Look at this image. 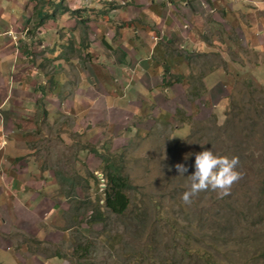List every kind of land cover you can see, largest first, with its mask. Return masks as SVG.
<instances>
[{
	"label": "rangeland",
	"instance_id": "374dc122",
	"mask_svg": "<svg viewBox=\"0 0 264 264\" xmlns=\"http://www.w3.org/2000/svg\"><path fill=\"white\" fill-rule=\"evenodd\" d=\"M45 2L51 5L50 0ZM75 2L64 0L63 6ZM93 2L99 6L84 8L93 24L109 23L113 19L106 12L120 7L114 0H83L82 6ZM63 18L60 14V25L66 22ZM80 28L74 29L76 40L83 35ZM58 35L54 66L68 77L63 90L48 102L49 117L45 118L43 108L38 129H29L30 148L41 164L55 165L65 178H76L82 190L76 195L77 202L89 197L101 205L106 188L102 162L90 148H108L123 160L133 186L129 192L132 205L122 216L106 214L105 226H90L85 208L78 211L73 206V211L65 212V222L56 226L70 232L68 242L34 244L32 249L61 250L71 264H264V54L218 43L209 56L190 55L191 74L184 75L190 90L197 87L201 76L206 89L195 99L187 92L192 111L186 113L176 101L172 119L164 115L163 104L139 117L116 113L113 97L109 98L112 107L105 108V113L98 111L115 83L113 69L108 73L106 67L117 64L119 55L92 34L89 51L81 56L78 45L69 48L67 33ZM40 54L46 57L44 51ZM65 56L72 62L65 64ZM217 70L226 74L218 76ZM172 76L177 75H168L169 82L174 81ZM204 82L223 88V94L208 95ZM115 84L120 87V82ZM125 94L122 103L133 101L127 90ZM53 103L62 111H55ZM203 150L238 157L240 177L226 195L204 190L185 203L182 194L190 186L187 176L194 171L195 154ZM177 164H184L188 171L180 175ZM62 178L57 180L61 188L57 196L65 191L60 186Z\"/></svg>",
	"mask_w": 264,
	"mask_h": 264
},
{
	"label": "crops",
	"instance_id": "0c3cea01",
	"mask_svg": "<svg viewBox=\"0 0 264 264\" xmlns=\"http://www.w3.org/2000/svg\"><path fill=\"white\" fill-rule=\"evenodd\" d=\"M42 1L0 0V264H71L61 250L32 249L34 244L43 247L68 242L70 232L56 226L65 222V212L74 210L67 196L56 195L61 189L58 177L65 178L64 173L55 165L36 160L31 138L27 137L29 129H38L43 108L45 118L49 117L48 102L55 100L52 97L63 90L68 77L67 72H56L54 66L57 50L53 46L60 31L71 39L69 48L80 47L76 49L81 50V56L89 51L92 34L119 55L117 64L106 69L108 73L113 69L112 80L120 82V87L115 83L109 86L111 94L108 91L103 96L104 106L98 108L103 113L112 107L109 98L113 97L117 100L116 113L143 117L159 104L161 108L164 105L166 118L172 119L176 101L186 113L192 111L187 94L191 84L185 78L192 70L190 55L209 56L218 43L264 54V0H114L120 7L106 12L113 20L99 24L90 21L87 36L70 12L62 14L57 2L50 0L47 7ZM82 3L76 0L65 7L82 9L81 16L88 18L84 8L99 6L97 2L88 6ZM41 10L54 14V18L37 27ZM60 14L66 22L72 18L71 23L60 25ZM75 27L83 32L78 43ZM66 57L65 64L72 62ZM89 70L94 78L98 76L96 69ZM217 71L218 76L226 74ZM170 74L182 77V82L173 81L164 87ZM206 85L208 95L223 94V88ZM126 90L133 101L122 103ZM53 105L55 111H62ZM80 190L78 187L76 192Z\"/></svg>",
	"mask_w": 264,
	"mask_h": 264
},
{
	"label": "trees",
	"instance_id": "16d2710c",
	"mask_svg": "<svg viewBox=\"0 0 264 264\" xmlns=\"http://www.w3.org/2000/svg\"><path fill=\"white\" fill-rule=\"evenodd\" d=\"M45 1L46 0H44L43 4H46ZM63 1L64 0H60L56 3L57 10H60L62 14L70 12L71 15L76 19L77 23L79 25H83L84 33L87 36L86 30L89 29L88 23L90 22V19L87 17L83 18L81 16L82 9L71 11L67 7H64ZM38 17L39 21L37 22V27H40L44 25L45 21L49 18H54V14L43 12L41 10V14ZM172 77H174V82H182V77ZM197 82H199V84L197 83V87L194 86L192 90H189L190 93H192V96H190L191 99L200 98L206 90L203 84L202 76L198 78ZM163 83L166 87L171 85V82L166 79ZM90 150L96 154L102 162V172L104 174L106 183V188L103 191V205H101L99 202L93 204L91 200H88L89 197H87L84 201L82 200L77 202L75 200L77 197L76 191L78 187H80V184L74 177L62 178L63 185L70 187V190L63 191L62 195L65 197L67 196L71 202L74 203V209L81 211V209L85 208L84 215L88 217L87 223L90 226H94L96 224L105 226L106 214L122 216L129 210L132 205L129 192L132 191L133 186L128 176L125 175L122 159L117 158L115 154L110 153L108 148H103L102 151H99L98 149L91 147ZM84 249L87 251L88 248L84 247ZM75 250L78 252V248Z\"/></svg>",
	"mask_w": 264,
	"mask_h": 264
},
{
	"label": "clouds",
	"instance_id": "9594fccd",
	"mask_svg": "<svg viewBox=\"0 0 264 264\" xmlns=\"http://www.w3.org/2000/svg\"><path fill=\"white\" fill-rule=\"evenodd\" d=\"M239 158L217 155L212 150H203L195 154L194 171L187 177L190 186L182 194V200L190 203V197L204 190L217 191L218 195H226L233 184L240 177L237 170ZM178 172L184 175L188 171L184 164H177Z\"/></svg>",
	"mask_w": 264,
	"mask_h": 264
}]
</instances>
